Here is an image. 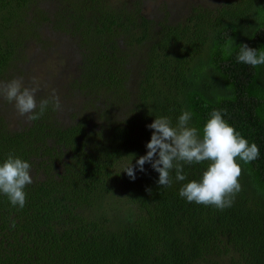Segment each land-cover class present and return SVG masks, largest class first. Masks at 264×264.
Wrapping results in <instances>:
<instances>
[{"label":"trees","instance_id":"trees-1","mask_svg":"<svg viewBox=\"0 0 264 264\" xmlns=\"http://www.w3.org/2000/svg\"><path fill=\"white\" fill-rule=\"evenodd\" d=\"M57 1L39 19L73 39L79 73L61 108L49 105L36 121L19 116L11 127L0 109V163L13 153L31 164L33 179L23 209L0 194V264H264V65L236 60L240 45L264 50V0L193 7L175 23L143 16L142 0L130 10ZM36 3L0 0V74L18 66L38 30L28 15ZM40 89L37 102L51 97ZM213 110H226L224 120L260 153L250 164L237 158L242 190L223 211L179 195L207 162L184 165L185 181L173 170L170 187L157 184L150 164L136 168L156 117L175 126L190 111L202 137ZM130 162L135 180L122 172ZM107 199L123 211L105 207Z\"/></svg>","mask_w":264,"mask_h":264},{"label":"clouds","instance_id":"clouds-1","mask_svg":"<svg viewBox=\"0 0 264 264\" xmlns=\"http://www.w3.org/2000/svg\"><path fill=\"white\" fill-rule=\"evenodd\" d=\"M233 45L234 41L230 39L227 46L229 55ZM238 49V63L253 68L264 65V50L250 48L247 44L240 45ZM38 91V87H25L22 79L0 83V97L14 104L18 115L26 117L28 122L40 119L49 105L53 110L61 108L59 97L54 93L49 99L37 102ZM226 114V110H213L203 127L202 137L200 131L190 125L193 116L190 111H183L175 126L166 116L156 117L153 123L147 125L153 130L151 139L146 145L147 154L136 160V168L144 172V165L150 164L159 174L157 184L170 187L173 170L176 181H185L184 165L207 162L202 178L184 184L179 190L180 197L189 203L213 206L220 211L232 207L236 195L242 190L239 183L242 168L237 158L243 164H250L259 158L260 153L255 143L249 144L224 120ZM31 170L29 162L13 153L0 163V194L7 196L13 207L23 209L26 204L24 189L33 183ZM122 172L131 180L136 179L131 162Z\"/></svg>","mask_w":264,"mask_h":264},{"label":"rangeland","instance_id":"rangeland-1","mask_svg":"<svg viewBox=\"0 0 264 264\" xmlns=\"http://www.w3.org/2000/svg\"><path fill=\"white\" fill-rule=\"evenodd\" d=\"M226 1L234 0H142L140 12L146 18L158 22L162 21L163 16H165L170 23H175L188 16L193 7L214 10ZM105 2L107 8L120 7L125 4L130 10L133 6V0H105ZM35 7L30 8L28 15L29 17L33 15L37 17L38 30L24 40L25 45L21 50V58L23 59L20 63L17 62V67L7 68L5 72L0 74V83L22 79L25 87H41V93L50 96L54 93L61 99L67 93L65 91L67 82H70L72 77H77L79 73L76 69L79 64L76 60L77 55L72 52L73 39L64 31H53L50 23L39 19L37 11L43 10L47 11V14H53L59 7L57 0H37ZM120 40L122 42L120 43L123 44L124 39L121 38ZM5 103H7L6 106H9L7 109H5ZM0 109L8 110V121L11 127L19 125L20 117L14 104L8 103L0 97ZM105 202V207L121 208L117 202H108V199ZM118 211L122 212L123 208Z\"/></svg>","mask_w":264,"mask_h":264}]
</instances>
